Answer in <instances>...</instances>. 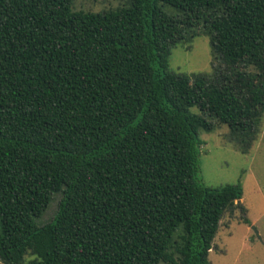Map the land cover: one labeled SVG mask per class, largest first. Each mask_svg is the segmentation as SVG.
Returning <instances> with one entry per match:
<instances>
[{
	"label": "trees",
	"instance_id": "1",
	"mask_svg": "<svg viewBox=\"0 0 264 264\" xmlns=\"http://www.w3.org/2000/svg\"><path fill=\"white\" fill-rule=\"evenodd\" d=\"M72 2L0 0V262L209 264L245 209L240 181L201 182L199 134L214 118L246 153L259 132L264 0ZM197 28L223 67L169 71Z\"/></svg>",
	"mask_w": 264,
	"mask_h": 264
},
{
	"label": "rangeland",
	"instance_id": "2",
	"mask_svg": "<svg viewBox=\"0 0 264 264\" xmlns=\"http://www.w3.org/2000/svg\"><path fill=\"white\" fill-rule=\"evenodd\" d=\"M127 5V0H73L70 8L72 11L98 13ZM195 31L196 36L171 48L167 68L179 74L205 73L212 77L223 64L213 59L208 37L200 28ZM249 70L254 71V68ZM210 120L213 130L199 134L203 141L198 156L199 178L207 186L240 181L242 197L239 202L245 210L244 213L237 209L224 213L208 253L209 264H264V113L259 132L246 153H241L231 140L227 126L217 123L214 118ZM58 198L56 194L52 196L49 207L37 219L39 223L51 218ZM242 216L249 220V224L242 222Z\"/></svg>",
	"mask_w": 264,
	"mask_h": 264
},
{
	"label": "water",
	"instance_id": "3",
	"mask_svg": "<svg viewBox=\"0 0 264 264\" xmlns=\"http://www.w3.org/2000/svg\"><path fill=\"white\" fill-rule=\"evenodd\" d=\"M252 229L254 230V232L256 233V235H258L257 232L255 231L254 227H252Z\"/></svg>",
	"mask_w": 264,
	"mask_h": 264
}]
</instances>
